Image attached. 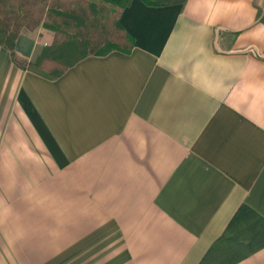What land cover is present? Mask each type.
Instances as JSON below:
<instances>
[{
    "label": "crops",
    "instance_id": "crops-1",
    "mask_svg": "<svg viewBox=\"0 0 264 264\" xmlns=\"http://www.w3.org/2000/svg\"><path fill=\"white\" fill-rule=\"evenodd\" d=\"M259 9L130 0L132 50L55 79L0 45V264H264Z\"/></svg>",
    "mask_w": 264,
    "mask_h": 264
},
{
    "label": "trees",
    "instance_id": "trees-1",
    "mask_svg": "<svg viewBox=\"0 0 264 264\" xmlns=\"http://www.w3.org/2000/svg\"><path fill=\"white\" fill-rule=\"evenodd\" d=\"M164 5L185 0H142ZM130 0H0V45L10 56L34 73L49 79L59 77L68 67L87 55H105L117 50L129 53L133 36L119 21ZM264 23V9L258 11ZM41 25L54 33L53 41L31 62L19 59L15 42L22 28Z\"/></svg>",
    "mask_w": 264,
    "mask_h": 264
},
{
    "label": "rangeland",
    "instance_id": "rangeland-1",
    "mask_svg": "<svg viewBox=\"0 0 264 264\" xmlns=\"http://www.w3.org/2000/svg\"><path fill=\"white\" fill-rule=\"evenodd\" d=\"M39 28H44V27H42L41 25H39V26H37L36 28H34V29H32V30L27 29V28H22L20 32L25 31V30H28V31H34V30H35V31H37ZM44 29H45V28H44ZM46 30H48V29H46Z\"/></svg>",
    "mask_w": 264,
    "mask_h": 264
}]
</instances>
